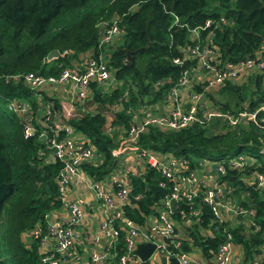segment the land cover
<instances>
[{
	"label": "trees",
	"instance_id": "1",
	"mask_svg": "<svg viewBox=\"0 0 264 264\" xmlns=\"http://www.w3.org/2000/svg\"><path fill=\"white\" fill-rule=\"evenodd\" d=\"M262 4L264 0H0V264H36L39 250L36 240L28 238L29 230L41 224L43 213L58 204L55 178L60 163L45 162L47 150L40 153L43 145L35 135L23 137L22 120L7 104L23 100L35 118L39 104L51 103L54 115L60 104L41 88L32 90L13 76H57L62 68L75 67L87 56L95 57L100 50L97 25L117 17L120 35L107 59L116 84L102 92L91 82L89 94L81 104H75L77 112L66 120L74 131L88 137L100 155L99 164L85 163L82 169L89 177L102 179L116 165L111 152L119 145L118 125H128L124 110L158 99L176 82L181 67L172 59L180 56V45L189 43L187 29L219 16L231 21L214 28L212 39L221 59L236 62L251 56L264 39ZM173 15L178 19L176 24ZM207 30L200 33L204 35ZM52 49L59 55L46 61L44 57ZM126 51H130L129 60ZM163 78L169 83L153 92L151 83ZM214 91L205 96L221 111H255L264 105V72H252L241 83L225 81ZM122 94L125 99L119 109L110 111L108 106ZM87 101L94 107L85 105ZM104 112L109 113L110 120ZM255 117L262 118L259 125L246 116L233 127H226L217 118L177 131L147 126L138 137L141 147L183 157L191 167L204 159L224 162L225 174L220 179L226 183L230 199L236 206L252 210V215L238 216L245 223L228 227L241 252L238 264H248L264 253V198L249 182L253 172L264 174V157L259 153L264 146V110H257ZM237 154L248 157L250 164L243 169L228 167L227 161ZM159 179L152 169L130 178V193H140L141 197L123 209L137 224H143L152 204L160 198L145 185H155ZM176 206L170 215L183 234L181 249L200 264H214L221 228L226 224L216 225L208 207L197 199L192 204L180 200ZM189 209L198 210L197 218H191ZM186 219L188 224H184ZM215 226L217 230H213ZM208 229L212 236L204 234ZM119 248H123L121 238Z\"/></svg>",
	"mask_w": 264,
	"mask_h": 264
},
{
	"label": "built area",
	"instance_id": "2",
	"mask_svg": "<svg viewBox=\"0 0 264 264\" xmlns=\"http://www.w3.org/2000/svg\"><path fill=\"white\" fill-rule=\"evenodd\" d=\"M117 23L118 19L114 17L97 25L100 50L95 57L87 56L75 67L62 68L57 76L26 73L12 77L21 78L32 90L45 85L60 86L68 96L69 108L63 109V114L58 116L52 113L51 103L39 104L37 118L31 115L29 104L23 100H12L7 104V108L22 120L23 137L35 135L43 145L40 153L47 150L45 162L60 163L55 178L58 204L44 212L42 223L35 224L28 233V238L37 242L39 256L36 264H156L150 259L156 251L165 256V264H170L169 257H174L176 264H200L198 259L181 249L183 234L176 229L171 218V201H174L175 210L178 201L192 204L197 199L208 207L216 225L226 224L229 219L233 221L234 216V224L245 223L238 220V216L252 215V210L236 206L230 199L226 183L220 179L225 174L223 161L204 159L191 167L183 157L141 147L138 137L147 126L177 131L194 123L206 124L216 118L226 127H233L246 116L259 125L262 118L257 120L255 113L264 110V105L252 112L241 110L231 114L218 108L210 109L209 104L206 108L203 98L206 92L218 89L225 81L234 82L252 72H264V39L251 56L230 62L221 59L212 39V30L220 25H230L231 21L219 16L188 28L189 43L180 45V56L172 59L174 65L181 67L176 82L166 87L158 99L124 110L129 116L128 125H118L119 145L111 152L116 165L102 179H94L87 175L82 165L99 164L100 155L88 137L74 131L66 120L73 115L75 104H81L89 94L91 82L102 92L114 88L107 59L111 45L120 35ZM173 23H178L175 15ZM206 28V34L202 35L200 32ZM167 83L169 80L165 78L157 79L150 87L156 92ZM194 86L198 90L193 89ZM124 99L122 94L108 106L109 110L117 111ZM105 117L110 120L109 115ZM259 153L264 157V146ZM95 154L98 160L93 159ZM249 164L250 159L242 154L227 161L232 169H243ZM146 169L158 174L160 179L155 185L167 188V194L160 195L143 224H137L124 213L123 207L132 205L129 195L135 201L141 197L140 193H130V178L141 176ZM249 179L262 191L264 198V174L253 172ZM189 210L191 218H197L198 210ZM188 223L186 219L184 224ZM229 226L226 224L221 228L222 238L214 264H238L241 260L240 249L232 241ZM213 230H217V226ZM204 234L212 236V231L205 230ZM120 238L123 248L118 251ZM137 243L154 244L152 253L144 262L133 254ZM166 245L169 250H166ZM263 258L264 253L256 255L248 264H260Z\"/></svg>",
	"mask_w": 264,
	"mask_h": 264
},
{
	"label": "water",
	"instance_id": "3",
	"mask_svg": "<svg viewBox=\"0 0 264 264\" xmlns=\"http://www.w3.org/2000/svg\"><path fill=\"white\" fill-rule=\"evenodd\" d=\"M262 6H264V4H262ZM58 55H59L58 50L52 49L45 55L44 59L46 61H48V60H51V59L58 57ZM126 55H127V60H129L130 59V51H126ZM145 187H146V190L151 192V193H156V194H159L162 196L167 194V188H161V187H158V186L152 185V184H146ZM129 198L131 200V203L135 202V200H133L130 195H129ZM171 209H172V211H174V201L173 200L171 201ZM153 249H154V244H152V243H137L135 245V248L133 249V254L135 256H137L139 261L144 262L147 260L149 255L152 253ZM166 250H169L168 245H166ZM150 259H151V261L155 262L156 264H165V256L160 254L157 251L152 254ZM169 263L170 264H176L175 258L169 257Z\"/></svg>",
	"mask_w": 264,
	"mask_h": 264
},
{
	"label": "crops",
	"instance_id": "4",
	"mask_svg": "<svg viewBox=\"0 0 264 264\" xmlns=\"http://www.w3.org/2000/svg\"><path fill=\"white\" fill-rule=\"evenodd\" d=\"M41 89L44 91V93L49 98H53L59 102L60 104L59 113L63 114V109L69 108L67 92L62 87L45 85ZM68 89H69V85H68ZM91 200H92V197H91Z\"/></svg>",
	"mask_w": 264,
	"mask_h": 264
},
{
	"label": "rangeland",
	"instance_id": "5",
	"mask_svg": "<svg viewBox=\"0 0 264 264\" xmlns=\"http://www.w3.org/2000/svg\"><path fill=\"white\" fill-rule=\"evenodd\" d=\"M245 78H246V76L245 77H242V78H240V79H237V80H235L233 83H241L242 81H244L245 80ZM115 84H116V82H115V80H114V86H115ZM214 91V90H213ZM210 93H213L212 91H209ZM209 92H206L205 94H207V93H209ZM215 92V91H214ZM203 100L204 101H206V104H205V107L206 108H208V104H209V108L210 109H212V108H215L214 106H212L210 103H209V100H207V98H206V96L204 95V98H203ZM85 105H87V106H91V108H93L94 106L90 103V101H87L86 103H85ZM85 105L83 104V106H84V109H85ZM82 106V107H83ZM85 110H88V109H85ZM90 110V109H89ZM59 111H60V109H58V114L56 115V116H58L59 115ZM84 111V110H83ZM77 112V111H76ZM76 112H74V113H76ZM79 112V111H78ZM77 114H79V113H77ZM76 115V114H75ZM104 115L106 116V115H109V113L108 112H104ZM94 160H98L99 158L96 156V154H95V156H94V158H93ZM232 219H233V221L232 220H230L229 219V221H228V223H226V224H228V225H232V224H234L233 222L236 220V217L234 216V217H232Z\"/></svg>",
	"mask_w": 264,
	"mask_h": 264
}]
</instances>
